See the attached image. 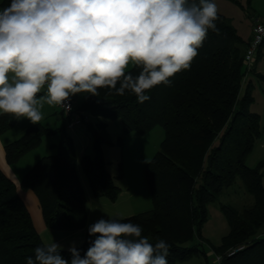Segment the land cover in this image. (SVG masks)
I'll list each match as a JSON object with an SVG mask.
<instances>
[{
	"label": "trees",
	"instance_id": "16d2710c",
	"mask_svg": "<svg viewBox=\"0 0 264 264\" xmlns=\"http://www.w3.org/2000/svg\"><path fill=\"white\" fill-rule=\"evenodd\" d=\"M9 4L10 0L0 2L2 9ZM215 23L217 31L209 30L190 68L170 77V86L160 84L148 90L150 99L143 104H138L131 92L119 96L109 88L98 89L97 96L75 94L80 97L79 102H73L76 109L91 115L83 124L91 136V154L78 156L58 110L61 126L57 143L51 145L54 152L37 159L20 180L22 189H31L37 196L47 227L65 230L86 224V196L77 173L78 162L94 196L116 199L120 188L106 168L102 144L112 143L106 120L119 117L123 133H146L160 125L164 137L145 166L151 208L111 219L139 224L150 243L165 240L170 245L168 264H173L200 251L186 243L193 235L203 241L200 229L208 216L207 205L239 177L253 196V204L241 210L220 204L229 230L212 250L223 254L220 264H264L263 164H246L262 132L261 116L250 110L251 81L243 96L238 95L248 73L244 53L251 36L243 39L220 11ZM131 70L137 75L140 69ZM255 76L264 81V72ZM18 120L0 114V134ZM53 132L41 123L27 126L20 137L4 144L5 160L16 163L39 145L42 136ZM94 239L87 230L84 242L76 247L81 256ZM42 244L15 183L0 169V264H26V258L34 256V249ZM241 245L232 255L224 254ZM61 255L71 259L68 250L62 249Z\"/></svg>",
	"mask_w": 264,
	"mask_h": 264
},
{
	"label": "clouds",
	"instance_id": "9594fccd",
	"mask_svg": "<svg viewBox=\"0 0 264 264\" xmlns=\"http://www.w3.org/2000/svg\"><path fill=\"white\" fill-rule=\"evenodd\" d=\"M217 19L214 0H10L0 10V114L37 124L46 105L68 111L70 96L100 88L143 104L148 90L190 68ZM142 231L99 219L83 256L72 246L65 259L53 239L26 264H168L170 245Z\"/></svg>",
	"mask_w": 264,
	"mask_h": 264
},
{
	"label": "rangeland",
	"instance_id": "374dc122",
	"mask_svg": "<svg viewBox=\"0 0 264 264\" xmlns=\"http://www.w3.org/2000/svg\"><path fill=\"white\" fill-rule=\"evenodd\" d=\"M237 1L239 4L230 0H215V3L218 11L228 16L239 35L247 40L251 36L252 20L256 18L264 19V0ZM0 10H2L1 6ZM256 72H264V41L256 49L251 69L248 70V73L243 78L238 93L239 96H243L249 81H251L253 101L250 104V109H253L254 112L261 116L263 134L261 133V139L255 142L253 149L247 156L246 164L250 167H255L259 162H262L261 172L264 185V81L256 78ZM40 94H43V89ZM72 97L75 103L79 102V98L76 95ZM43 113L44 118L39 123L54 132L42 136L36 148L27 152L11 166L18 173L29 169L40 157L54 152V148L51 145L57 143L59 139L57 128L61 126V119L55 106L46 105ZM106 121L107 134L112 143H103L102 152L106 161V168L110 175L113 176L114 182L120 188V191L115 200L105 196H94L91 193L80 163H77V170L86 196L88 227L99 219L121 218L131 213L151 208L152 203L145 177V166L157 151L164 137V130L160 125L154 126L146 133L133 131L123 133L119 117L107 119ZM31 124L33 123L26 117L20 118L11 128L0 134V145L2 146L20 137L25 128ZM66 131L73 137L77 152L85 144V153H92L91 136L85 126L79 125L73 129H66ZM119 136H121L120 142L117 141ZM242 192L249 196L243 189L240 178L237 177L232 185L220 192L215 201L207 205L208 216L200 229L203 241L200 243V238L197 235H193L192 239L186 243L188 246H195L200 251L194 252L189 258L176 261L173 264H206L212 261L213 257L209 251H211L212 246H216L221 242V237L229 230L228 221L220 209V204H229L238 210L247 207L250 204L249 202L240 201ZM27 203L35 221L37 214L39 216L40 210H35L31 203L28 201Z\"/></svg>",
	"mask_w": 264,
	"mask_h": 264
},
{
	"label": "crops",
	"instance_id": "0c3cea01",
	"mask_svg": "<svg viewBox=\"0 0 264 264\" xmlns=\"http://www.w3.org/2000/svg\"><path fill=\"white\" fill-rule=\"evenodd\" d=\"M215 1V0H214ZM253 21V20H252ZM250 38V37H249ZM78 97V96H77ZM80 99V97H78ZM78 99V100H79ZM73 102L74 99H73ZM56 107V106H55ZM57 109V107H56ZM251 111L254 112L253 109H250ZM57 113H58V109H57ZM58 116L60 117L61 119V114L58 113ZM79 126V125H78ZM85 126V125H83ZM77 127V126H76ZM75 127V128H76ZM86 128V127H85ZM263 134V129H262V132ZM262 134L260 135V137L258 139H261L262 137ZM257 139V140H258ZM256 140V141H257ZM1 146V145H0ZM3 146L2 145V149H1V156H0V169L3 171V173L8 177L10 178L16 185V188H17V192L18 194L20 195V197L22 198V200L24 201L29 213H30V216H31V219H32V223L34 225V228L36 229L37 233L39 234L41 240L43 241V243H50L53 241L54 239V242L60 244L63 246V250H68L70 247L72 246H75V247H78L80 246L83 242H84V239H85V233L86 231L89 229L88 225H87V222H88V217H86V224L83 228H78V229H65V230H58V229H53V228H50V227H47L44 223V220H43V217H42V213H41V209H40V204H39V200L37 198V196L35 195V193L31 190V189H28V190H24L20 187V180H21V177L23 176V174L27 171H21V172H17L16 170H14L13 167H11L13 164H8L7 161L5 160V156H4V150H3ZM86 145L84 144V147L82 146V148L77 152L78 156H80L81 154L85 153V148ZM76 149V147H75ZM77 150V149H76ZM3 153V154H2ZM23 157V156H22ZM21 157V158H22ZM20 158V159H21ZM15 164V163H14ZM78 165V164H77ZM77 173L79 175V172L77 170ZM80 178V177H79ZM81 181V180H80ZM241 181V179H240ZM242 183V182H241ZM263 184V183H262ZM243 185V184H242ZM243 189L244 186H243ZM246 191V190H245ZM247 192V191H246ZM92 193V192H91ZM248 193V192H247ZM249 196H247L244 192H242V195H241V199L240 201L242 202H249L250 204L247 206H251L253 204V196L250 195L248 193ZM31 203L34 207V209H38V211L40 210V213H39V216L37 214V217H36V223L34 220H33V217H32V214L29 210V207H28V203ZM245 208V207H243ZM242 208V209H243ZM134 213H131L130 215H132ZM129 216V215H127ZM126 217V216H125ZM113 218V217H112ZM225 235V234H224ZM223 235V236H224ZM222 236V237H223ZM221 237V238H222ZM220 244V243H219ZM212 251V249H211ZM209 251V253L211 252Z\"/></svg>",
	"mask_w": 264,
	"mask_h": 264
},
{
	"label": "built area",
	"instance_id": "2783aa9c",
	"mask_svg": "<svg viewBox=\"0 0 264 264\" xmlns=\"http://www.w3.org/2000/svg\"><path fill=\"white\" fill-rule=\"evenodd\" d=\"M263 41H264V19L256 18L252 21L251 38L244 53V64L246 65L247 70L251 69V65L254 59V54L256 52V49ZM65 103L70 105V110L65 111L59 106L56 107L64 116L65 124L68 129H73L76 126L83 125L84 123L91 120L90 113L76 109L71 97ZM241 248L242 245L234 248H229L228 250L225 251L224 254L230 256ZM211 255L213 258L212 261H210V264H220L223 254L216 253L212 250Z\"/></svg>",
	"mask_w": 264,
	"mask_h": 264
}]
</instances>
